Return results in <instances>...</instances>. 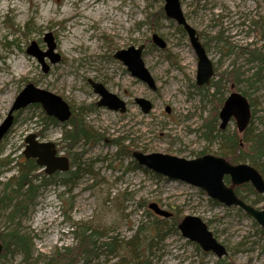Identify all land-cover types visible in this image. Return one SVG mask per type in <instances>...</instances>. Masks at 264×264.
Returning <instances> with one entry per match:
<instances>
[{"label":"rangeland","instance_id":"1","mask_svg":"<svg viewBox=\"0 0 264 264\" xmlns=\"http://www.w3.org/2000/svg\"><path fill=\"white\" fill-rule=\"evenodd\" d=\"M163 5L162 0H0V124L19 92L32 83L67 102L89 133L87 140L69 150L63 141L67 124L46 125L39 105L16 113L0 143V197L5 184L17 176L18 163L25 160V138L31 134L55 143L57 155L69 158L70 169L37 184L33 201L14 221L31 241L30 257L24 260L9 253L0 264L77 261L79 240L74 233L79 234L82 226L117 240L116 251L102 247L90 264H116L127 252L130 261L122 264H220L222 260L182 237L178 224L187 216L201 219L227 249L226 264H264V235L251 218L237 208L215 204L193 186L155 174L132 157L134 152L188 160L218 156L217 143L204 140L203 126L214 117L219 125L218 113L232 84L254 104L252 127L261 129L264 63L250 61L246 53L255 49L264 57V0H180L187 24L197 32L222 81L220 100L211 97L213 89L194 88L197 57L186 34L165 17ZM46 34H52L61 60L50 65L45 59L50 69L43 74L26 49L35 42L46 51ZM153 34L166 43L165 50L152 43ZM140 46L155 91L131 77L113 57L117 51ZM237 71L240 76L233 83ZM88 80L101 83L125 102L126 113L98 108L99 97ZM140 98L152 104L148 115L134 103ZM227 130H236L234 121ZM73 158L79 173L64 181L60 175L73 170ZM258 167L264 175V158ZM36 169L34 174L46 176ZM254 200L249 195L246 201ZM152 203L171 217L155 216L148 209ZM255 207L262 209L264 199ZM6 214L0 211V232L8 231ZM132 237L134 253L126 246Z\"/></svg>","mask_w":264,"mask_h":264},{"label":"water","instance_id":"2","mask_svg":"<svg viewBox=\"0 0 264 264\" xmlns=\"http://www.w3.org/2000/svg\"><path fill=\"white\" fill-rule=\"evenodd\" d=\"M162 1L165 17L183 29L197 57L196 84L200 87L208 85L214 76V67L195 30L187 24L181 10L180 0ZM151 40L158 49L164 50L166 48V43L159 36L152 35ZM43 42L46 44V51L40 50L37 43L31 42L26 49V54L35 58L42 68V73L46 74L50 66L45 62V59H48L50 65H55L60 62V56L55 53L56 46L52 34H46L43 37ZM143 49V46L130 47L127 50L117 51L113 57L126 67L131 77L145 83L150 90L155 91V82L142 60ZM88 83L94 94L99 97V101L96 103L98 108L105 107L113 112L126 113L125 102L110 93L105 86L92 80H88ZM233 88L232 86L231 89L233 90ZM134 103L144 115H148L152 109L151 103L145 99H135ZM31 105L41 106L47 116L60 124L67 123L72 116L69 105L61 97L28 83L16 96L5 119L0 124V143L12 128L15 114ZM168 112L169 109L167 108L166 113ZM218 118L221 121V128H225L233 118L238 133L243 134L251 120L248 100L240 93L232 91L222 105ZM22 155L26 160H34L36 165L48 176L55 172H66L69 169L68 159L57 156L55 143L41 142L34 134L25 138V148ZM133 156L139 165L157 175L198 188L205 192L209 199L226 208L240 209L264 230V207L257 209L248 205L234 191L235 187L250 184L257 194L264 195V179L252 166L247 164L232 165L222 158L211 155H204L192 161L158 153L144 155L140 152H134ZM225 178L229 180L230 185L226 184ZM148 208L158 217L168 219L171 216L170 213L163 211L156 204H150ZM178 230L184 239L197 244L204 252L213 254L218 260L227 255L226 248L213 237L201 219L187 216L178 224ZM2 251L3 244L0 241V256Z\"/></svg>","mask_w":264,"mask_h":264},{"label":"trees","instance_id":"3","mask_svg":"<svg viewBox=\"0 0 264 264\" xmlns=\"http://www.w3.org/2000/svg\"><path fill=\"white\" fill-rule=\"evenodd\" d=\"M183 32V30L180 28ZM249 57L250 61H257L260 64L264 63V57L257 56V50L253 49L250 52L246 53ZM260 55V54H259ZM244 95V93H242ZM221 106V101H220ZM256 111L252 112V119L250 122H253L255 118ZM212 120L217 121V118L214 117ZM16 121V118H15ZM53 123L55 122L52 120ZM264 125V121L262 122ZM69 128L64 130L63 134V141L67 142L68 149L71 150L79 140L88 139L89 133L83 124L82 120L75 119L72 114L70 121L67 123ZM264 127V126H263ZM250 126L247 130L243 133V140L246 142L245 144V154H242L238 147L236 151L233 149V153L231 155H222L226 161L232 164H238L241 162L248 161L250 166L258 171V162L259 160L264 158V129L258 131L256 134L250 132ZM252 134V135H251ZM202 154V153H200ZM72 171L68 174V176L62 175V180L64 181H71V179H75L79 173V165H76L74 158L71 161ZM17 176L12 177L7 184L4 186V191L0 198V211L7 213L6 220L9 223V228L7 232H0V241L3 244V252L1 258L7 256L9 253H13L14 251H19L24 254V260H27L30 256L29 247H28V240L24 234L21 233L19 228L14 226V221L19 219L21 212L26 210L28 204H30L34 197L37 194L38 187L36 186L35 182L38 180V177L42 178L43 180H52L54 177H46L44 175L34 174L36 169V163L34 160H24L17 165ZM261 176L262 175L261 172ZM226 182H228L226 180ZM251 193L255 195V200L252 202L253 206H256L264 197L257 196L254 191L249 187ZM244 187L240 188V192L236 191V194L239 198L243 201L247 200V196L243 195ZM251 195V194H250ZM217 204L216 202H214ZM257 227V225H255ZM257 231L264 235V230L261 228H257ZM78 238V246L76 252V259L77 261L73 260V264H90L91 256L97 251L98 243L103 238L100 232H90L89 229L85 226L80 227L79 234L77 232L74 233ZM136 237H132L129 241H127L126 246L129 248L131 253L135 251V244ZM105 249H110L113 247H117V240L114 238H108L106 242L101 244ZM13 248V250L10 249ZM29 255V256H28ZM130 253L127 252L125 254L126 259L118 262V264H122L124 261L129 259ZM0 258V259H1ZM225 259V258H224ZM222 259L220 264H226L225 260ZM81 260V261H80ZM130 261V259L128 260ZM48 264H51L48 263ZM59 264V263H58ZM62 264H72L67 262H63ZM117 264V263H116ZM229 264V263H227ZM233 264V263H230Z\"/></svg>","mask_w":264,"mask_h":264},{"label":"bare ground","instance_id":"4","mask_svg":"<svg viewBox=\"0 0 264 264\" xmlns=\"http://www.w3.org/2000/svg\"><path fill=\"white\" fill-rule=\"evenodd\" d=\"M179 27V26H178ZM179 28H181V27H179ZM182 29V28H181ZM183 30V29H182ZM196 32V31H195ZM153 35H157V34H153ZM196 35H197V37H198V34H197V32H196ZM158 36V35H157ZM152 37V36H151ZM198 39H199V37H198ZM200 41V40H199ZM72 45V44H71ZM143 60V59H142ZM120 62V61H119ZM123 65V64H122ZM145 65V64H144ZM213 65V64H212ZM124 66V65H123ZM214 69V76L211 78V80L209 81V84L208 85H204V86H202V87H200V86H198L197 84H196V82H195V84H196V86H194V88H196L198 91H204V90H206V91H208V92H210V90H208V89H213V92H212V94H210L211 95V97H213V98H215V99H218V100H220V98L222 97V95H223V88H222V91H221V83H222V81H221V79H220V77L218 76V72L217 71H215V68H213ZM196 71H197V69H196ZM236 73V76H235V79H234V81H232L233 83L234 82H238V81H236L237 79H238V76H240V74H239V72L237 71V72H235ZM257 75V73L254 75V76H256ZM215 78H217V80L216 81H214V79ZM98 83V82H97ZM142 83V82H141ZM101 84V83H100ZM143 84H145V83H143ZM146 85V84H145ZM147 86V85H146ZM155 86H156V84H155ZM234 87L233 88V90L231 89V87ZM148 87V86H147ZM149 88V87H148ZM232 91H235V92H238V91H236V89H235V85L234 84H232L231 86H230V93H229V95L232 93ZM238 93H240V92H238ZM242 96H244L242 93H240ZM228 95V96H229ZM217 96H219V97H217ZM228 96L226 97V99L228 98ZM245 97V96H244ZM246 98V97H245ZM141 99V98H140ZM225 99V100H226ZM247 99V98H246ZM225 100L223 101V104H224V102H225ZM98 101H99V99H98ZM97 101V102H98ZM148 101V100H147ZM96 102V103H97ZM249 102V101H248ZM151 103V102H150ZM222 104V105H223ZM152 105V104H151ZM249 105H250V109H251V119H252V112L253 111H256V109L254 108V104L253 103H250L249 102ZM70 107V106H69ZM102 108H105V107H102ZM254 108V109H253ZM70 109H71V107H70ZM105 109H107V108H105ZM153 109V108H152ZM152 109H151V111H152ZM108 110V109H107ZM71 111H72V113H73V116L75 117V119H80V117H78V115H76L75 113H74V109L72 108L71 109ZM110 111V110H109ZM150 111V112H151ZM113 112V111H112ZM149 112V113H150ZM169 113V112H168ZM72 117V116H71ZM71 119V118H70ZM219 119V118H218ZM52 120H54L55 122H57L55 119H53V118H51V117H49V116H47L46 115V117L44 118V123L46 124V125H48V123L50 124H52L53 123V121ZM260 120V119H259ZM70 121V120H69ZM68 121V122H69ZM220 121V120H219ZM232 121H234V119L233 118H231V120H230V122L228 123V125L232 122ZM54 122V123H55ZM67 122V123H68ZM235 122V121H234ZM251 122V121H250ZM250 122H249V125H248V127L250 126V128H249V130H250V132H252V133H257L258 131H261V130H263L264 129V125H263V123H261V129L259 130L258 129V131L256 130V129H254L252 126H253V122L251 123V125H250ZM58 123V122H57ZM67 123H65V124H67ZM221 121H220V123H219V125H217V121H215V120H208V122H206L205 124H204V126H203V129L205 130L204 131V134H203V138H204V140L205 141H211V142H216L217 143V146H218V151H217V154L216 155H218V156H214V157H217V158H222V159H224L225 160V158L224 157H222V155L221 154H223V155H231L232 153H233V149H234V151H236V149H237V147H238V150L242 153V154H245V144H246V142L243 140V138H242V136H243V134H239L238 133V131H237V127H236V130H233V131H230V130H227V127H228V125H226V127L225 128H221ZM236 125V124H235ZM247 127V128H248ZM247 128H246V130H247ZM245 130V131H246ZM244 131V132H245ZM243 132V133H244ZM252 135V134H251ZM153 154H156V153H153ZM201 156H204V155H201ZM201 156H199V157H201ZM211 156H213V155H211ZM132 157H134L133 156V153H132ZM199 157H197V158H199ZM135 158V157H134ZM178 158H180V157H178ZM197 158H194V159H191V160H188V159H184V158H180V159H184V160H186V161H192V160H195V159H197ZM135 160L137 161V159L135 158ZM137 163H138V161H137ZM232 164V163H231ZM238 164H246V163H238ZM232 165H236V164H232ZM54 176L55 175H57V173L55 172L54 174H53ZM60 176H62V175H60ZM170 180V179H169ZM45 181L46 180H43L42 178H40V177H38V180H36V182H35V184H36V186L38 187V185L37 184H39V185H41V183H42V185H44V183H45ZM174 181H178V180H174ZM181 182V181H180ZM241 187H244L245 188V190H243V192L245 193V195L248 197L250 194L251 195H253L252 193H251V191H250V189H249V187L254 191V189L250 186V184H244V185H242ZM198 189V188H197ZM200 190V189H199ZM4 191V190H3ZM200 191H202V190H200ZM203 192V191H202ZM205 193V192H204ZM254 193L257 195V196H260L261 197V195H259V194H257L255 191H254ZM255 196V195H254ZM1 198V197H0ZM248 205H250V206H253L252 205V203L250 204V203H248L247 201H245ZM152 204H155V203H152ZM150 205V204H149ZM148 205V206H149ZM157 205V204H156ZM158 206V205H157ZM159 207V206H158ZM253 207H255V206H253ZM160 208V207H159ZM149 209V208H148ZM161 209V208H160ZM150 210V209H149ZM151 211V210H150ZM152 213H153V211H151ZM20 214V213H19ZM154 214V213H153ZM155 215V214H154ZM156 216V215H155ZM249 218V217H248ZM257 228H260L259 226H257ZM71 232H73V231H71ZM213 235V234H212ZM214 237V236H213ZM26 238H27V240H28V247H29V251H30V253H29V255H31V252H32V250H31V241H30V239H29V237H27L26 236ZM215 238V237H214ZM105 240L104 242H106L107 241V239H105V238H102L101 240H100V242L98 243V249L97 250H99L100 248H102L103 246L101 245L102 244V240ZM217 240V239H216ZM127 243V242H126ZM199 247V246H198ZM104 248V247H103ZM118 247H113V248H110V249H106V251L107 252H109V253H112L113 251H116V249H117ZM200 248V247H199ZM201 250H202V248H200ZM203 251V250H202ZM204 252V251H203ZM15 253H17V254H20L22 257H23V259L25 258L24 257V254L22 253V252H19V251H14L13 252V254H15ZM28 255V256H29ZM30 257V256H29ZM28 257V258H29ZM126 259V256H124V258H120V259H118V262H120V261H122V260H125ZM68 262L69 263H71L72 261L71 260H68ZM117 262V263H118ZM72 264H73V262H72Z\"/></svg>","mask_w":264,"mask_h":264},{"label":"flooded vegetation","instance_id":"5","mask_svg":"<svg viewBox=\"0 0 264 264\" xmlns=\"http://www.w3.org/2000/svg\"><path fill=\"white\" fill-rule=\"evenodd\" d=\"M125 114V113H124ZM56 149H57V146H56ZM69 159V158H68ZM70 161V160H69ZM69 171V170H68ZM68 171H66V172H68ZM66 172H56L57 174L58 173H66ZM241 187V186H240ZM235 189V188H234ZM235 191V190H234ZM235 193H236V191H235ZM237 195V194H236ZM238 196V195H237ZM239 197V196H238Z\"/></svg>","mask_w":264,"mask_h":264}]
</instances>
